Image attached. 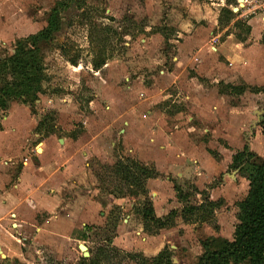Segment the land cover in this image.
Returning a JSON list of instances; mask_svg holds the SVG:
<instances>
[{
	"label": "rangeland",
	"instance_id": "1",
	"mask_svg": "<svg viewBox=\"0 0 264 264\" xmlns=\"http://www.w3.org/2000/svg\"><path fill=\"white\" fill-rule=\"evenodd\" d=\"M220 1L0 0V28L13 26L1 31L2 61L51 27L39 45L40 90L0 110V129L13 127L18 140L0 153V192L23 199L0 211L14 234L0 243V264H87L107 241L119 254L96 256L99 264H133L124 254L195 264L232 241L248 183L247 165L231 170V157L246 148L264 158V78L255 77L264 30L247 43L246 25L255 18L262 30L264 0ZM221 35L246 43L217 57ZM247 59L251 73L240 68ZM165 154L185 157V179L157 173ZM23 167L22 193L13 186ZM171 191L177 205L156 217Z\"/></svg>",
	"mask_w": 264,
	"mask_h": 264
},
{
	"label": "trees",
	"instance_id": "2",
	"mask_svg": "<svg viewBox=\"0 0 264 264\" xmlns=\"http://www.w3.org/2000/svg\"><path fill=\"white\" fill-rule=\"evenodd\" d=\"M234 1L236 0H225V4L230 6ZM220 12L228 17L233 16L231 10L228 9ZM217 22L220 23V16ZM50 32L51 27L48 25L35 36L17 43L12 55L0 62V79L3 83L0 84V110L6 108V99L15 100L22 95L27 97L34 89L40 90L39 77L42 76L43 69L39 45ZM3 77H9V80ZM243 91V88L239 89V93ZM260 92L264 93V88L256 89V93ZM262 122L264 137V117ZM244 165H247L244 173L248 191L246 197L237 203V224L234 228L233 239L232 241L220 240L216 249L204 252L195 264H238L240 262L264 264V158L258 159L244 148L232 157L229 169L236 171ZM163 228L165 226L159 224L156 227L157 230ZM105 245L96 249L93 255L91 254L89 258L82 261L87 264H99L96 256L100 259L108 252L114 255L119 254V251L111 246L110 241H107ZM123 256L133 264H171L163 260V255H158L149 262L138 256L128 254Z\"/></svg>",
	"mask_w": 264,
	"mask_h": 264
},
{
	"label": "crops",
	"instance_id": "3",
	"mask_svg": "<svg viewBox=\"0 0 264 264\" xmlns=\"http://www.w3.org/2000/svg\"><path fill=\"white\" fill-rule=\"evenodd\" d=\"M237 4H239V2ZM216 6H217V8L218 7L219 8L223 7V1L221 0L220 4L216 5ZM218 16H219V13H218ZM217 19H218V17H217ZM261 20L263 21L264 19L261 18ZM258 21L259 20L255 19V18H247L246 25L249 28L248 29V33H247V38L249 37V39L247 40V43H248V41H250V39H253L254 41H256L255 39H257V38H254V36L256 34L259 35L264 30V26H263L262 30H260L261 27H260ZM2 30L5 31V32L8 31V33L11 34L13 32V26H11V27L5 26L4 28H0V47L5 46L6 44L9 43L8 37H7L8 33L1 32ZM220 37H222V38H220ZM220 37L219 38L215 37L216 40L218 39L217 40V46L216 47H212L213 50L215 51L217 57H221L223 55V51L226 52L227 50H229L230 52H232L231 50H237V48H241L242 49V47H244L242 44L246 43V39L245 40H241V39L238 40L235 37H234V39H236L237 41H236V43L233 42V36L232 35H224V36L221 35ZM260 37H261V35H259V38H258L259 41H260ZM190 38L191 37L185 38V40L190 39ZM258 40H257L256 44L253 42V45L247 47L246 49L243 48V50H244L243 52L245 53L243 56H245L246 53H250L249 51L253 50L254 49L253 47H255L256 45L259 46L260 42ZM198 42H199L198 43V46H199L202 42H200V41H198ZM200 47H202V46H200ZM255 51H256V48H255ZM3 58H4V56L0 57V61H2ZM224 61L227 62L228 60H224ZM247 61L250 62V64L252 63L250 59H247L246 63H247ZM217 64L219 65V67L223 66L222 61H220ZM245 65L246 64H243L240 67L241 70L242 71L246 70V71H249L251 73V70L254 69L252 64L251 65H247V66H245ZM260 65H262V66L259 67V68L257 67L256 70H255L256 71L255 72L256 73L255 77H259V78L262 79V78H264V65L263 64H260ZM241 70L239 72H237L238 75H240L242 77L243 81L248 82V80H250V77H252V75L251 74L243 75ZM246 91H247V89L245 88L243 93H245ZM243 93H241V94H243ZM260 94L264 95V93H262V92H260ZM7 120H8V117L5 119V121H7ZM1 128H2V130L0 129V153H4V151H6V149L8 150V148H10L11 146L12 147L17 146L18 145V140H14V138H13V135H14L13 127H11V126H2ZM165 155L166 156H164V159H165V162L167 164L165 165L164 169L163 168L158 169L157 166H156L157 173H160V174L164 173L165 175H167V178H170V175H171L173 178H184L185 179V157L183 156V158H180V159L179 158L172 159L169 154H165ZM232 157H231V159H232ZM23 162L24 161H22L23 166H26L27 161L25 163H23ZM3 163H4V160L0 158V168L3 167ZM177 165H178V167H180V169H181L180 171L176 170ZM26 169H27L26 167H23L21 169V171L19 173L18 180H17L18 184L13 186L16 189V191L22 190V193L24 192L23 189L25 188ZM160 174H158V175L161 176ZM9 194H11V193H9L6 190H3V191L0 192V211L1 210L4 211L6 208H9L10 206L13 207V205H14V207H20L22 205L23 199L22 200H16L15 202H17V204L16 203L12 204L13 202L9 198L10 197ZM158 201H159V205H158L159 206V210H157V212H156V208L154 207L155 208L154 214L158 218L159 217H163V216H165V215H167L169 213L166 210L167 208L172 207L171 208V210H172V209H174L173 206L177 205L176 202H175V199H174L173 191H171V194H170L169 197H167V196L166 197H162V199H159ZM178 206H180V204ZM158 211L160 212V215H158L159 214ZM5 216L3 217V214H0V243L3 242V241H6V240L8 241L10 238L14 237V234L12 235L9 232V229L6 226V225H8L9 222L6 220ZM10 222H13V221H10ZM10 226L13 229H15V227H17V225H15L13 223H10ZM5 257H6V259L9 258L7 253H5Z\"/></svg>",
	"mask_w": 264,
	"mask_h": 264
},
{
	"label": "water",
	"instance_id": "4",
	"mask_svg": "<svg viewBox=\"0 0 264 264\" xmlns=\"http://www.w3.org/2000/svg\"><path fill=\"white\" fill-rule=\"evenodd\" d=\"M240 1L242 2V0H239V2ZM236 11H237V9H236ZM78 250L83 252L87 256V249L84 246H79Z\"/></svg>",
	"mask_w": 264,
	"mask_h": 264
},
{
	"label": "built area",
	"instance_id": "5",
	"mask_svg": "<svg viewBox=\"0 0 264 264\" xmlns=\"http://www.w3.org/2000/svg\"><path fill=\"white\" fill-rule=\"evenodd\" d=\"M246 2V0H242V3H241V7H243V4ZM262 9H263V11H264V2L262 3ZM241 9V8H240Z\"/></svg>",
	"mask_w": 264,
	"mask_h": 264
}]
</instances>
